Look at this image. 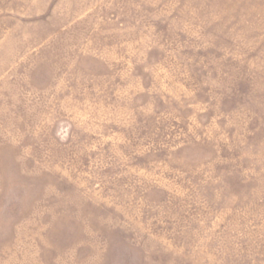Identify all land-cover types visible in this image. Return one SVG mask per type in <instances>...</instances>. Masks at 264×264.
Instances as JSON below:
<instances>
[{"label": "rangeland", "instance_id": "obj_1", "mask_svg": "<svg viewBox=\"0 0 264 264\" xmlns=\"http://www.w3.org/2000/svg\"><path fill=\"white\" fill-rule=\"evenodd\" d=\"M0 264H264V0H0Z\"/></svg>", "mask_w": 264, "mask_h": 264}]
</instances>
